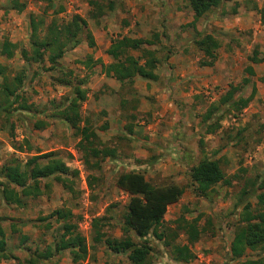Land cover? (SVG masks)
Returning <instances> with one entry per match:
<instances>
[{"label": "rangeland", "instance_id": "374dc122", "mask_svg": "<svg viewBox=\"0 0 264 264\" xmlns=\"http://www.w3.org/2000/svg\"><path fill=\"white\" fill-rule=\"evenodd\" d=\"M10 1L0 0V40L9 39L17 49L10 59L0 57V62L13 71L24 69V95L39 112L0 116V164H23L34 154L52 151L68 170L77 173L66 174L71 180L69 188L52 177L41 179L42 193L27 198L22 206L5 204L0 198L5 251L23 259L36 246L53 250L35 264H131L124 253H114L92 240L91 221L102 216L100 228L106 235L122 234L119 222L127 193L115 185L114 178L117 172L133 168L152 183L173 180L183 186L163 214L165 223L172 225L170 220L182 214L196 216L201 228L199 238L190 244L194 256L187 263L174 260L159 240L150 239L149 264H238L244 257L229 259L228 245L243 205L254 203V197L241 189L248 178L264 169V26L257 13L264 0L223 2L195 20L193 27L187 26L192 20L187 0H98L104 12L97 19L88 17L90 0H16L25 5L21 11L12 9ZM59 7L57 16L63 20L72 14L83 17L93 39L92 46L82 39L68 48L59 66L86 78L81 115L91 122L100 146L115 148V156L104 157L99 169H86L72 129L50 114L51 100L60 101L69 94L70 86L55 80L61 77L59 72L44 70L47 63L26 64L18 51L28 47L29 16L47 21ZM195 32L218 39L220 47L212 66L198 64L201 53L192 43ZM153 33L159 39L150 46L158 59L154 80L135 76L131 83L120 84L100 71L101 64L111 61L105 49L112 39L122 35L151 38ZM254 49L260 61L252 64L250 82L232 99L248 96L252 85L255 92L235 111L230 101L221 104L219 99L229 85H240L246 76L243 69L250 63L247 57ZM88 58L96 63L85 66L82 62ZM210 107L215 110L204 120ZM129 114L134 118L127 117ZM38 119L45 122L41 129L34 127ZM211 123L219 126L207 133ZM203 157L216 159L229 179V183L213 185L207 196L195 192L187 174L188 167ZM44 181L49 182L48 187L42 186ZM56 208L70 210L71 220L87 244L84 258L73 259L69 248L53 249L63 232ZM9 224L17 230L11 231ZM20 234L27 235L22 243ZM175 240L185 242V234L180 232ZM13 263L12 257L0 256V264Z\"/></svg>", "mask_w": 264, "mask_h": 264}, {"label": "trees", "instance_id": "16d2710c", "mask_svg": "<svg viewBox=\"0 0 264 264\" xmlns=\"http://www.w3.org/2000/svg\"><path fill=\"white\" fill-rule=\"evenodd\" d=\"M230 0H187L188 8L192 13V20L187 26L194 25L195 20L210 12L223 2ZM10 7L16 11L24 8L23 2L16 0L10 1ZM92 9L89 18L97 19L104 12V5L98 0L88 1ZM108 8H111L108 5ZM62 8L54 10L50 18L46 21L42 16H29L28 47L18 48L21 59L26 64L35 63L39 66L47 63L44 70L55 71L61 74L55 80L59 84L70 86V92L60 101L50 104L53 107L51 116L64 121L72 129L73 135L77 137L76 148L81 153V158L86 169H99L100 162L104 157L113 158L115 148L100 146L99 137L95 132L88 118L81 115L80 106L86 99V89L83 84L86 78H78L72 75L71 70L60 68L59 60L68 48H73L84 39L88 46L93 45L90 31L87 29L86 21L78 14H72L68 19L63 20L57 16ZM235 12V8H232ZM260 23L264 26V3L257 8ZM159 42L158 35L153 33L151 38L147 37H128L122 35L110 41L105 53L111 61L100 65V71L104 75L112 77L114 80L123 83H131L135 76L154 80L156 75L154 68L158 62L153 46ZM192 43L201 53L198 64L201 66H212L217 59V50L220 43L210 33L195 32ZM17 44L7 38L0 40V57L10 59ZM131 51L138 52L136 55ZM250 62L243 71L246 76L241 78L240 85H229L224 95L220 97L221 104L229 102L235 111L243 108L252 98L255 87L252 85L250 93L246 97H238L233 100V94L250 82V77L254 74L252 64L260 61L254 49L252 54L247 57ZM90 67L96 63L91 58L82 62ZM24 69L10 70L6 64L0 62V116L8 118L13 112L36 114L37 106L28 101L23 91ZM72 78L73 83H71ZM77 78V79H76ZM264 105V102H263ZM134 109V105L132 106ZM215 110L210 107L204 113V120L208 119L211 112ZM234 114V113H233ZM235 116V115H234ZM127 117L134 118L132 114ZM45 122L36 120L34 127L43 128ZM218 123H211L206 128V132H213ZM102 128H105L102 126ZM128 131L130 127H127ZM67 173L76 175L77 170H68L64 161L56 156V153L49 151L34 154L20 163L0 164V198L5 204L24 205L29 197H36L41 194L40 180L52 177L60 181L64 187H70L71 180ZM187 174L194 184L193 189L197 194L207 196L212 186L218 182L229 183L225 178L223 170L216 159L203 157L188 167ZM115 185L127 193L124 209L121 213L119 222L121 235H106L100 226L103 217H93L91 221L92 240L102 242L114 253H124L131 264H149V255L152 251L150 239L159 240L166 248L169 255L176 261L187 263L194 256L190 244L200 236L201 228L197 222V217H186L179 214L165 223L163 214L167 206L176 201L180 196L183 186L173 180L163 183H152L142 171L137 169H127L116 173L114 178ZM43 187H48L49 182L44 181ZM241 192L254 197V203L247 201L243 205L233 229V235L228 245L229 259L237 260L238 264H264V169L255 174L252 178L245 181ZM57 217L62 219V233L55 240L57 243L53 249L69 248L73 254V259L84 258L87 253V244L84 236L77 230L76 222L71 220L70 210L56 208L54 210ZM3 215L0 213V220ZM10 230L17 228L9 224ZM180 232L186 237L185 242L175 240ZM66 235V236H65ZM27 235L20 234V243L25 241ZM6 241L4 229L0 224V256L2 258L12 257L13 264H35L41 258H47L53 254L51 248L41 249L34 247L29 250L28 256L17 259L10 252L5 251ZM27 249H30L27 248ZM247 250L251 254H245ZM16 259V260H15Z\"/></svg>", "mask_w": 264, "mask_h": 264}]
</instances>
